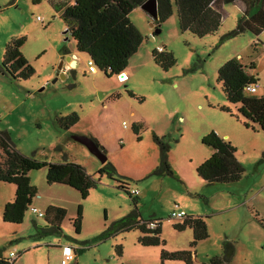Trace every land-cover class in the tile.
<instances>
[{"label":"rangeland","instance_id":"1","mask_svg":"<svg viewBox=\"0 0 264 264\" xmlns=\"http://www.w3.org/2000/svg\"><path fill=\"white\" fill-rule=\"evenodd\" d=\"M171 4L172 14L154 36L157 27H150L154 23L150 15L141 7L130 12L142 43L128 59L125 79L119 81L98 70L89 72L88 57L72 49L61 13L51 0H0V132L24 156L47 163L70 161L99 179L82 200L74 189L48 185L45 169L29 173L30 185L37 191L31 207L43 214L49 206L65 210L59 233L45 235L39 230L48 226L45 218L30 209L20 225L2 222L3 204L14 198L15 187L0 183V259L12 263L7 260L12 252L18 255L13 264H61L67 247H72L84 249L77 252V264H160L161 251L189 250L192 264H205L220 257L228 241L234 247L230 264H264V134L255 125L245 128L221 110L227 107L237 114L217 82V71L227 61L244 60L252 44H264V32L224 39L242 15V5L230 2L222 5L224 18L218 30L198 38L179 30ZM20 37L25 38L21 53L34 71L27 80H13L1 69L5 46ZM162 48L176 60L166 71L151 57ZM67 55L74 57L76 66L62 72L59 66L66 65ZM251 75L258 80L255 95H264V54L256 58ZM72 114L79 118L73 130L61 129L58 121ZM211 132L235 148V159L244 169L238 182L207 184L198 178L196 168L213 152L201 140ZM74 135L98 142L107 157L105 164L117 172L115 181L97 175L104 164L76 143ZM153 136L164 137L169 144L172 176L154 174L159 149ZM120 178L137 192L140 218L160 220L163 245H140L137 229L98 239L134 207L117 188ZM78 208L82 219L76 235L72 222ZM179 211L203 217L206 223L207 239L192 249V231L173 228L183 220L171 217Z\"/></svg>","mask_w":264,"mask_h":264},{"label":"trees","instance_id":"2","mask_svg":"<svg viewBox=\"0 0 264 264\" xmlns=\"http://www.w3.org/2000/svg\"><path fill=\"white\" fill-rule=\"evenodd\" d=\"M147 0H51L53 7L59 10L60 17L65 26V33H69L77 53L86 55L93 64L95 70L102 72L106 77L124 74L128 59L134 55L142 43V36L138 29L130 22L129 14L140 7ZM236 0H156L157 18L153 20L158 27L172 14L173 2L179 30L189 32L191 35L203 38L214 34L224 18L222 5ZM244 5V11L236 25V28L226 34L224 39L236 37L243 33H250L258 37L264 32V0H237ZM153 34L152 36H154ZM25 38L20 37L10 41L4 49L1 69L13 80H27L34 71L21 53ZM264 47V44L261 45ZM257 44L250 46L245 59L233 58L227 61L217 71V82L221 85L226 101L236 108L233 115L229 108L221 110L234 116L245 128L251 125L258 127L264 134V95L256 96L247 92L250 86H257L258 80L249 72L255 69V59L260 55ZM153 62L166 71L176 64L171 53L153 51ZM129 97H134L127 92ZM117 98V96H114ZM79 118L72 114L61 118L59 127L65 131L72 128ZM252 127V126H251ZM137 132L138 128L133 127ZM90 139L102 150L98 142ZM153 141L159 149V163L154 170L157 176L169 175L173 172L168 164L169 144L164 137L153 136ZM202 145L212 149L211 156L196 168L199 179L207 184H229L238 182L244 169L235 159V148L231 143L216 133L211 132L201 140ZM0 183L15 187L14 198L6 203L2 209V222L11 225H20L25 213L31 208V203L37 191L30 185L29 173L31 171L46 170V183L48 185H62L76 190L82 200L86 199L99 179L88 175L85 169L73 162L47 163L38 161L33 157H27L12 147L9 137L5 132H0ZM106 174L115 181L116 170L110 164L102 165L97 175ZM120 178L117 188L122 190L132 200L133 209L122 219L113 223L98 239L106 240L119 232L139 230L141 235L138 243L145 247L160 246L164 241L160 238V220L143 221L137 212L135 195L131 193L128 184ZM65 217V210L49 206L44 214L47 227L39 229L42 234L59 233V225ZM81 209L78 208L76 217L72 222L74 232L79 234L81 224ZM155 223L156 228L150 230L148 224ZM177 232L186 229L192 231L190 248H194L198 242L208 237L206 223L203 217L186 216L181 223L173 226ZM117 254L122 253L121 247H117ZM234 256V247L228 241L222 245V255L212 257L205 264H230ZM183 261L192 264V251L168 253L161 251L160 264L165 261ZM0 259V264H13Z\"/></svg>","mask_w":264,"mask_h":264},{"label":"water","instance_id":"3","mask_svg":"<svg viewBox=\"0 0 264 264\" xmlns=\"http://www.w3.org/2000/svg\"><path fill=\"white\" fill-rule=\"evenodd\" d=\"M146 13L150 15V17L155 20L157 18V3L156 0H147L145 3H143L140 6ZM150 27L153 28L154 24L151 23ZM66 32V31H65ZM159 30H154L153 34H158ZM70 60V58H66V61ZM62 65L59 66V69L61 70ZM75 65H72L70 68H74ZM123 77L124 75H120ZM72 139L87 148V150L96 156L98 160L101 162V164H105L107 161L106 155L102 152V150L87 136H80V135H74L72 136Z\"/></svg>","mask_w":264,"mask_h":264},{"label":"built area","instance_id":"4","mask_svg":"<svg viewBox=\"0 0 264 264\" xmlns=\"http://www.w3.org/2000/svg\"><path fill=\"white\" fill-rule=\"evenodd\" d=\"M37 20L41 21L40 18H37ZM88 70L91 73L96 72L93 64L90 61L88 62ZM124 77L125 76H123V77L119 76L118 80L119 81L124 80L125 79ZM256 90H257V86H250V87L247 88V92L250 93V94L255 93ZM131 193L133 195H135V196L137 195V192L135 190H131ZM30 210L37 217H39V218H43L44 217V214L42 212H40V210H38L36 208H33V207H31ZM185 216H186V214L183 211L173 212L172 215H171L172 218H177V219H183V218H185ZM147 228L150 229V230H153V229L156 228V224L155 223L148 224ZM66 250H67V252L65 254V258L61 261V264H76V263H74V261H75L76 256H77V251L80 250V249L79 248L67 247ZM17 257H18V255L14 254V253H10L9 254V258L12 261H14Z\"/></svg>","mask_w":264,"mask_h":264},{"label":"crops","instance_id":"5","mask_svg":"<svg viewBox=\"0 0 264 264\" xmlns=\"http://www.w3.org/2000/svg\"><path fill=\"white\" fill-rule=\"evenodd\" d=\"M234 2H238V3H240L241 5H242V12L241 13H243V11H244V5L240 2V1H234ZM72 46V49H75V46H73V45H71ZM258 48H260V54H264V47H262V46H259L258 45ZM75 52L77 53V51H76V49H75ZM66 58H70V60L68 59V61H66L67 63H66V65L63 67V63L61 62V64L60 65H62V67H61V71L62 72H65V70H67L68 68H70L72 65H75L76 66V60L74 59V57H71V56H69V55H67L66 56ZM241 59V61H243V58H240ZM256 60V59H255ZM244 64L245 65H247L246 64V60H244ZM250 74H251V71L249 72ZM125 78V77H124ZM257 93V90H256V92L254 93V95ZM71 130H73V127L70 129V132H71ZM10 202V201H9ZM8 203V202H7ZM6 203H4L3 204V207H4V205H5ZM80 250H78L77 252H81V251H83L84 249H82V248H79ZM12 253V252H11ZM10 254V253H9ZM7 260H10V258H7ZM16 260V259H15ZM15 260L14 261H12V260H10V261H12V262H15ZM74 263H76L77 264V256H76V259H75V261H74Z\"/></svg>","mask_w":264,"mask_h":264},{"label":"flooded vegetation","instance_id":"6","mask_svg":"<svg viewBox=\"0 0 264 264\" xmlns=\"http://www.w3.org/2000/svg\"><path fill=\"white\" fill-rule=\"evenodd\" d=\"M69 69V68H68ZM90 138V137H89Z\"/></svg>","mask_w":264,"mask_h":264}]
</instances>
